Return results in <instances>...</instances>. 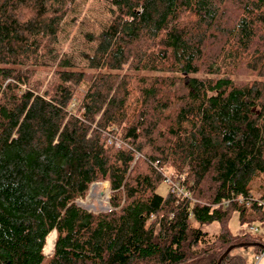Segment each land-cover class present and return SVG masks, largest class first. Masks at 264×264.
I'll return each mask as SVG.
<instances>
[{"label":"trees","instance_id":"1","mask_svg":"<svg viewBox=\"0 0 264 264\" xmlns=\"http://www.w3.org/2000/svg\"><path fill=\"white\" fill-rule=\"evenodd\" d=\"M76 1L0 0V264H247L221 258L264 248L229 227L264 214V0H107L86 68L59 51Z\"/></svg>","mask_w":264,"mask_h":264},{"label":"rangeland","instance_id":"2","mask_svg":"<svg viewBox=\"0 0 264 264\" xmlns=\"http://www.w3.org/2000/svg\"><path fill=\"white\" fill-rule=\"evenodd\" d=\"M74 12L65 19L63 32L60 37L59 51L60 57L69 58L76 63L79 68H86L87 57L93 54L96 44L88 40L87 35L98 34L109 24L111 13L110 5L107 0H77L73 5ZM38 76L47 84L52 71L49 67L37 68ZM252 193L259 199L264 194V175H257L251 182ZM168 191L167 184L159 189V193L165 195ZM110 189L108 182L94 183L88 195L84 199H79L78 204L85 209L93 212H102L110 209L109 204ZM252 219L242 224L239 212H234L229 222V227L234 235L252 234L264 238V214L260 211H253ZM197 225V224H195ZM204 231L212 234L219 232L217 222L202 227ZM252 229H257L253 232ZM54 250V249H53ZM237 252L242 254L247 264H257V256L253 247H239ZM53 251L45 253L50 257ZM46 264V262H45Z\"/></svg>","mask_w":264,"mask_h":264},{"label":"built area","instance_id":"3","mask_svg":"<svg viewBox=\"0 0 264 264\" xmlns=\"http://www.w3.org/2000/svg\"><path fill=\"white\" fill-rule=\"evenodd\" d=\"M181 178H182V180H184V175H182ZM166 182H167L168 184L172 185V190H173L174 192H177V193L180 194V195H184V196H186V195H185V191H184V187H183V186H181V185H179V184H176V183L172 182V180L169 179V178H166ZM258 204H259L260 206H264V201H263V200H258ZM252 231L256 232V231H258V230H257V229H252ZM258 259H259V258H258Z\"/></svg>","mask_w":264,"mask_h":264},{"label":"bare ground","instance_id":"4","mask_svg":"<svg viewBox=\"0 0 264 264\" xmlns=\"http://www.w3.org/2000/svg\"><path fill=\"white\" fill-rule=\"evenodd\" d=\"M55 239H56V232L53 231L49 234L47 237V242L45 246V253H51L54 249V244H55Z\"/></svg>","mask_w":264,"mask_h":264},{"label":"water","instance_id":"5","mask_svg":"<svg viewBox=\"0 0 264 264\" xmlns=\"http://www.w3.org/2000/svg\"><path fill=\"white\" fill-rule=\"evenodd\" d=\"M252 247V246H260V244L259 243H241V244H237V245H234V246H232V247H230V248H228L227 250H226V252L224 253V255L222 256V258H221V260L226 256V255H228L230 252H231V250L232 249H234V248H239V247Z\"/></svg>","mask_w":264,"mask_h":264},{"label":"crops","instance_id":"6","mask_svg":"<svg viewBox=\"0 0 264 264\" xmlns=\"http://www.w3.org/2000/svg\"><path fill=\"white\" fill-rule=\"evenodd\" d=\"M257 264H264V254L260 255L259 259H257Z\"/></svg>","mask_w":264,"mask_h":264}]
</instances>
